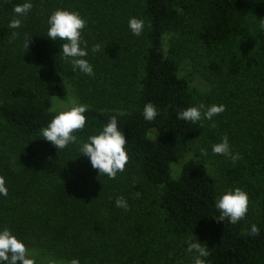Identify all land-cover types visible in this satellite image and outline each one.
<instances>
[{"label":"trees","instance_id":"trees-1","mask_svg":"<svg viewBox=\"0 0 264 264\" xmlns=\"http://www.w3.org/2000/svg\"><path fill=\"white\" fill-rule=\"evenodd\" d=\"M23 2L0 0V132L17 140L24 159L37 162L40 172L53 179L61 175L68 152L40 137L41 129L55 114L54 97L70 93L67 70L72 67L60 53L63 41L46 36L47 23L30 24L23 35L7 27L13 7ZM119 13L100 23L99 51L93 53L84 36L92 52L85 58L94 75L84 74L92 87L82 94L93 102L85 104V127L74 135L86 140L116 116L128 161L123 172L109 178L79 155L78 144H70L73 165L55 200L65 230L94 232L102 224L115 233L109 220L124 212L114 204L123 196L129 204L125 212L136 223L140 220L139 227L134 225L140 234L134 245L116 248L122 264H149L146 254L158 256V264H192V254L186 252L189 238L207 247L205 264H264V0H136L128 13ZM132 16L144 21L139 36L128 27ZM24 17L22 28L30 21ZM111 27L116 32L109 37L111 49L101 47L100 39L108 38L105 31ZM7 39L17 40V56L9 52ZM185 58L217 85L213 93H200L181 75ZM106 61L112 66L105 67ZM149 101L158 109L153 121L142 115ZM201 104L203 110L222 104L224 111L211 121L177 118L178 111ZM224 136L238 154L235 162L212 152ZM191 151L196 158L186 159L174 178L171 165ZM210 155L223 161L228 188L248 193V212L236 224L218 219L217 180L198 159ZM85 191L104 197L103 210H113L111 216L98 223V216L85 214L86 202L80 198ZM252 224L260 228L258 236L249 235ZM149 234L155 243L151 251L138 242H146Z\"/></svg>","mask_w":264,"mask_h":264},{"label":"rangeland","instance_id":"rangeland-1","mask_svg":"<svg viewBox=\"0 0 264 264\" xmlns=\"http://www.w3.org/2000/svg\"><path fill=\"white\" fill-rule=\"evenodd\" d=\"M135 2L136 0H32L33 8L26 15V18L29 17L30 20L27 21L28 25L16 30L20 35H23L30 24L37 26L47 23L48 15L57 8L78 11L87 21L82 30V38L88 37L90 47V45H96L97 35L103 37L99 26L101 22L103 23L104 18L108 16L114 19L118 12L128 13ZM111 28V32L109 29L105 31L108 38L100 39L101 47L106 44V48L111 49L109 37L116 35L113 27ZM6 43L9 45V52L13 56H17L19 51L17 40L7 39ZM100 51L103 53L104 49L100 48ZM90 53L92 52L88 51V56ZM112 64L110 61H106L104 65L109 67ZM180 73L200 93H213L217 87L216 84L207 81L195 70L193 62L189 58L183 60ZM84 76L79 71L73 72L72 68L67 70L70 93L54 97L53 109L66 106L71 102L81 104L93 102L86 100L82 94L83 89L90 91L92 87V85L85 84ZM66 148L68 153L63 171L60 176L51 179L40 172L37 162H29L24 159L17 140L0 132V176L5 178L8 189L7 196H0V227L10 228L18 238L22 239L37 264H69L73 258H78L80 264H122V261L116 260V257L121 253L117 252L116 248L121 244L129 246L137 242L135 234H140V231L137 228L135 230L134 225L139 227L140 220L136 223L127 212H119L112 214V219L109 220L115 226L110 227L116 231L115 233H111L109 228L102 224H97L94 232L84 229L75 234L66 231L63 221L60 220L62 219L61 211L56 204L58 201L55 200L59 189L64 187L62 186L65 182L64 176L68 177L73 165L72 159L75 156L74 149L70 144ZM190 157L196 158L194 151L186 153L182 159L171 165V173L174 178L179 177L183 162ZM198 159L202 160L215 176L220 191L228 188L221 168L223 161L220 158L210 155ZM80 198H84L86 202L85 208L83 207L84 213H93L94 217L98 216V223L102 222V218L103 220L107 219L104 215L111 216L113 210L107 212L103 210L104 197H96L85 191ZM117 226L124 230H120L122 235L118 232ZM153 238L149 234V239L146 242L138 241L139 247L153 250V247L155 248ZM151 242H153V247ZM82 248H85L86 252L82 251ZM167 254H163L165 256L162 257H166ZM148 255L146 254L149 264H158V256ZM120 258L123 260L124 257Z\"/></svg>","mask_w":264,"mask_h":264},{"label":"clouds","instance_id":"clouds-1","mask_svg":"<svg viewBox=\"0 0 264 264\" xmlns=\"http://www.w3.org/2000/svg\"><path fill=\"white\" fill-rule=\"evenodd\" d=\"M33 8L32 0H24L16 4L12 11L15 14L9 21V29H19L22 18ZM87 24L86 19L78 11L64 8H57L47 18V37L56 41H63L61 51L63 58L72 67V71H79L83 74L93 76V65L85 57L88 56L87 42L82 38V30ZM128 27L133 35L139 36L144 30V21L135 16L128 20ZM264 28V24H261ZM13 36L16 32L12 33ZM92 52L99 51V45L92 46ZM88 105L71 102L66 106L54 108L55 113L47 125L41 129V136L49 141L60 151L69 144H78L79 155L88 157L91 166L98 170L99 174L115 178L118 172L125 170L128 161L126 151V138L118 126L116 116H111L108 122L95 134L89 135L86 140H78L74 135L76 130L83 129L86 124L85 112ZM203 104L189 106L177 112V118L195 123L201 119L212 120L215 115L224 111V105L212 104L206 110ZM203 110V111H202ZM143 118L146 121H153L158 115V109L152 102H147L143 107ZM212 152L222 154L233 162L238 159V154L231 150L227 136H224L219 143L212 145ZM8 189L5 178L0 176V196H7ZM138 195V194H137ZM115 207L124 211L129 210V204L125 197L115 198ZM248 193L239 187L225 188L218 193L215 200V207L219 211L218 219L236 224L243 219L248 212ZM260 228L256 224L250 227L249 235L258 236ZM186 252L192 254V264H205L202 259L209 255L207 247L197 239L189 238ZM0 264H35L34 258L29 254L26 243L8 227H0ZM69 264H80L78 258H73Z\"/></svg>","mask_w":264,"mask_h":264}]
</instances>
